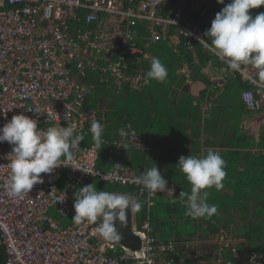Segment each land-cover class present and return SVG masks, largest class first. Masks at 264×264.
Listing matches in <instances>:
<instances>
[{"label":"built area","instance_id":"obj_1","mask_svg":"<svg viewBox=\"0 0 264 264\" xmlns=\"http://www.w3.org/2000/svg\"><path fill=\"white\" fill-rule=\"evenodd\" d=\"M172 0H0V127L13 115H27L38 120L41 131L52 126H76L83 136L74 158L62 157L63 164L52 174H41L42 183L20 197L8 196L11 177L12 146L0 143V247L3 264H181L175 255L181 250L190 264H264V254L242 250L236 245L242 239L224 230L207 241L197 235L190 241H162L151 235L152 226L146 217L134 234L140 239L139 250L124 249L120 257L109 252L114 245L101 238L96 223L77 224L74 215L75 190L85 185L109 183L134 188L136 200L149 210L157 196L172 199L168 193L151 194L134 182L136 175L118 162L112 170L97 166L100 159L95 146L84 142L93 121L105 130L104 118L86 107L94 93L90 77L98 83L133 91L140 90L144 80L129 72L128 56L143 55L140 40L157 44L165 39L166 30L174 27L187 47L205 40L204 27L183 21V9L173 6L164 16L161 12ZM203 48L212 51L211 47ZM247 89L241 101L250 112L264 113V80L253 65H242L236 71ZM210 107V106H209ZM29 109H34L30 111ZM126 137L103 143L116 158L127 149L147 151L150 137H144L126 124ZM121 144L128 147L124 149ZM65 179L69 188L61 190L58 182ZM175 186L177 198L179 184ZM56 210L67 224L50 217ZM217 245L215 257L201 258L197 249ZM225 252L229 257H225ZM201 258V259H200Z\"/></svg>","mask_w":264,"mask_h":264},{"label":"crops","instance_id":"obj_2","mask_svg":"<svg viewBox=\"0 0 264 264\" xmlns=\"http://www.w3.org/2000/svg\"><path fill=\"white\" fill-rule=\"evenodd\" d=\"M226 4L227 3H214L208 0H172V3L166 6L161 13H168L173 6H178L183 9V21H189L200 25L204 27L206 32L210 27L215 14ZM249 12L253 17L257 14L256 11L249 10ZM166 33L169 34L165 36L164 40L157 44H146L144 40H140L138 46L143 50L144 54L130 55L128 56L129 59L127 61L129 72L133 75L138 74L144 80L145 74L150 68L152 58L158 57L168 70V77L165 82L157 83L156 81H152L150 84L144 85L140 90L133 91L124 85L120 86V88L106 86L104 84L100 85L97 81V76H92L90 77V82L94 85V93L87 99L85 105L96 111L98 116L104 118L105 130L103 133V140L106 142H112L117 139L120 134L119 130L125 129L126 124H130L137 133L142 134L144 137L151 138V142L148 144L149 149L147 151L127 149L124 156L120 158H116L111 154L107 144L105 145L102 143V150L104 149L103 147L106 146L107 154L103 155V157L100 156V159L97 162L99 168L105 171H110L112 170L113 165L118 162L122 166L130 169V163H139V160H136L135 158L137 154L144 153L145 159L143 160L142 166H144L145 161L152 163V165L154 163L169 184H179V192L184 191L187 193V189H189L187 185L190 184L185 179L177 165L179 157L188 154L204 156L207 154L208 149L215 150L221 156H224L229 152L231 149L228 146L230 144L229 141H234V132L236 130V115L232 112L237 107L234 98L238 95L237 98L241 102L240 95L247 89V87L242 81H240L243 84L242 89L239 87H227L228 79L225 77L227 71L224 65L228 66V64L226 60L219 57L217 53H213L212 51L203 48L199 42H194L187 47L185 39L178 35L177 30L174 27L167 29ZM205 41L211 45V39L209 38L208 41L207 36H205ZM195 43H199L201 48L195 47ZM146 48H148L147 53L145 52ZM115 91L118 93H124L121 95L136 93L138 103H140L142 108L145 107V110L137 106V110L135 109L132 116H128L127 113H122L119 116L115 115L114 110L116 103L112 96V92L118 94ZM239 91L240 94H238ZM133 101L135 102L136 99H133ZM238 126L242 133V141L237 150L240 152H250L253 156L258 153H261L264 156V148L258 149L256 147L260 139V134L264 131V113L260 114L258 112L247 111L246 114L241 115ZM155 138H158L159 143L156 142L154 144ZM246 138H252L253 140L250 141L247 139L245 141ZM89 141L90 144H88ZM247 142H251V147L246 146ZM153 144L155 146L156 144H158V146L163 145V148L167 150L169 156L166 153H163L161 156L160 154L158 155L154 150L155 146L153 147ZM84 145L95 146L91 132L86 137ZM97 150L99 152L98 148ZM174 154H176V156ZM99 155L101 154L99 153ZM243 164L244 163L240 164V170L243 168ZM59 185L65 187L60 188ZM58 187L61 190L68 189L69 183L63 178L58 182ZM124 188L135 190L130 187ZM78 189H76L75 192ZM235 189L236 188L225 189L221 196L226 197L229 195V197H233L235 196ZM179 192L176 200L180 199ZM128 195L136 200L137 192L135 190V192L133 191V194ZM253 196L256 197V200H254L255 203H252L247 210L244 209V206L247 205L243 204L240 200L237 204L238 208L235 207V209L226 212L225 215L220 213L218 218L220 216L221 218L218 220L219 222L222 221L221 225L217 224L219 223L218 220L213 221L207 217L197 218L199 220L201 219L203 222L196 224L197 228L203 224L214 225L216 227L211 226V232L209 233H207L206 230H197L196 234L189 238H181L176 234H171L170 237L165 238L162 235V225L157 226L159 217L155 220L152 216V209L155 207V201L154 206L148 213L146 212L145 207L141 204V212L143 222L146 217L149 216V221L152 226L151 235L157 236V231L158 234L162 236L161 238L159 237L162 241H190L197 235L202 239L209 241L215 236V234L224 230L228 235L238 237L245 242L244 244L239 243L236 245L238 249L242 250L243 247L246 246L250 250L264 254V218L259 225H256L258 224V219L255 210V205L256 202L259 201V198L264 200V198L261 197H264V189L261 196L256 191ZM159 197L164 199L166 204L167 201L171 200L164 196ZM142 208L145 209V212ZM138 213L139 211L136 212L130 210L132 231L141 227L138 228L136 223ZM249 213V217L246 218ZM233 215H236L239 218L238 222L235 224L229 219V217ZM260 215L264 216V214ZM173 218V222L178 221L175 217ZM60 219L65 221L64 224L72 221L71 219ZM193 219L194 218L191 217L189 221ZM56 220L60 221L59 219ZM66 220H68V222H66ZM168 220L170 222L172 221L171 218H168ZM184 221V219L181 220V222ZM241 226L246 227L244 233L248 237L239 234V227ZM235 227L237 229H235ZM101 238L106 241L102 236ZM251 244L254 248L251 247ZM124 249L131 250L121 245H114V249L109 252V255L120 257L124 254ZM217 251V245L205 244L197 249V254L201 258L215 257ZM225 257H229L227 252H225ZM175 261L181 264H190L188 261L184 260V256L180 249L175 255Z\"/></svg>","mask_w":264,"mask_h":264},{"label":"clouds","instance_id":"obj_3","mask_svg":"<svg viewBox=\"0 0 264 264\" xmlns=\"http://www.w3.org/2000/svg\"><path fill=\"white\" fill-rule=\"evenodd\" d=\"M224 4V0H217ZM264 6V0H229L215 14L205 36L211 39L209 45L204 39L205 47H211L217 55L226 60L231 70L238 71L242 65H253L258 76L264 80V12L254 17L250 9ZM168 77V70L158 57H153L150 68L145 74V85L152 81L163 83ZM38 113L34 109H29ZM6 112H0L4 114ZM39 114V113H38ZM120 135L128 134L120 129ZM90 132L96 148L103 143V125L93 121ZM83 136L76 134V126H52L41 131L38 120L27 115L16 114L0 127V143L12 146V174L8 181V196L17 198L28 194L34 185L43 182L41 174H52L63 164L62 157L74 158V151L79 148ZM126 149V144H121ZM179 166L185 179L190 184V192L180 191L179 196L186 207V214L193 218H211L217 213V206L208 202L209 190L223 189L222 181L227 173L226 161L213 149H208L204 156L181 155ZM134 182L142 185L149 193H168L172 203H177L175 186H170L162 172L153 166L143 170ZM142 205L130 195L97 190L93 184L85 185L74 193V215L77 223H96L103 218L97 231L106 239H119L116 224L123 221L125 211H140ZM255 256L251 264H255Z\"/></svg>","mask_w":264,"mask_h":264},{"label":"trees","instance_id":"obj_4","mask_svg":"<svg viewBox=\"0 0 264 264\" xmlns=\"http://www.w3.org/2000/svg\"><path fill=\"white\" fill-rule=\"evenodd\" d=\"M212 1L214 3H217V0H208ZM224 3H229V0H224ZM252 11H256L257 14L260 12H264V6H261L257 9H250ZM167 12L164 13V16H166ZM207 40L209 41V38L207 37ZM199 43H195V47H200ZM226 68V79H228V88H233V87H239L243 88V84L240 82L241 78L238 75V73L234 70H231L228 66L224 65ZM241 91V90H240ZM240 91L238 94H240ZM241 96V95H240ZM234 98L237 103V107L234 109L235 110V115H236V130L234 132L235 138L234 141H229V152H227L222 158L226 161L225 165V171L227 173L225 179L222 181L224 184L223 189L217 191L215 188H212L209 190L210 194L208 197V202L210 204H215L217 206V213L213 215L211 220L217 221L218 219L220 220L221 216L218 218L220 213H223L225 215L226 212L231 211L233 209L238 208V203L240 200L242 201L243 204H246L247 206H244V209H248L252 203H255L254 200H256V197H254V192H258L261 196L263 193L264 189V156L261 153H258L257 155L253 156L250 154V152H240L238 151V147L240 146V142L242 141V133L240 130V127L238 126L239 120L241 118L242 114L247 113V109L242 103L240 102L239 99ZM233 112V111H232ZM222 117V116H221ZM220 117V118H221ZM264 130V129H263ZM253 140L252 138H246V140ZM244 140V137H243ZM159 143L158 138H155L154 144ZM253 142V141H252ZM153 144V147L155 146ZM161 145V144H160ZM103 146V145H102ZM246 146L251 147V142H247ZM258 149H263L264 148V131L262 134H260V139L259 142L256 146ZM104 149L102 150L103 155L107 154V147L104 146ZM155 152L160 156L163 153H166L169 156V153L165 148L162 146H158L156 144L155 146ZM103 155H100L103 157ZM176 156V154H174ZM136 160H139L138 164H134L133 162L129 164L130 169H134L133 171L135 174L140 175L143 170H146L150 167H152V163H149L147 161L144 162V166H142L143 160L145 159L144 153H138L137 156L135 157ZM243 164V168L240 170V164ZM190 189V185H188ZM231 188H236L234 190V195L235 196H226L223 197L221 194L225 189H231ZM131 191H134L133 189H129ZM212 194V195H211ZM211 195V196H210ZM264 198L263 196H261ZM255 210H256V216L258 219V224L263 221L264 216L260 214H264V200L259 198V201L256 202L255 205ZM222 211V212H221ZM166 217L171 218L175 217L177 220H185L189 221L191 219V216L186 215V210H185V205H183L179 200H177V203H172L171 200L167 201L166 204ZM214 218V219H213ZM218 220V222H219ZM170 223V221L168 220ZM157 226H161L160 222L157 223ZM203 228L205 227L207 233L211 232L210 227L211 225H202ZM199 226L198 228H200ZM120 251V250H119ZM4 250L2 247H0V264L4 263Z\"/></svg>","mask_w":264,"mask_h":264},{"label":"rangeland","instance_id":"obj_5","mask_svg":"<svg viewBox=\"0 0 264 264\" xmlns=\"http://www.w3.org/2000/svg\"><path fill=\"white\" fill-rule=\"evenodd\" d=\"M147 49L148 48H146V50H145L146 53H147ZM115 92L118 93L117 91H115ZM112 94H113L112 96L114 98V101L116 103L115 110H114L115 115L119 116L122 113H127L128 116H132V114H134V111L137 108V106L142 108L140 103H138L137 94L136 93L135 94L130 93V95H121V94H124V93L115 94L114 92H112ZM133 99H136V101L134 102ZM142 109L145 110V107H143ZM233 113L235 114V110H233ZM88 144H90V141H89ZM98 149H99V153L101 155H103L102 147L98 148ZM94 186L96 187V189L98 191L99 190H104V191H109V192H113V193H117V194H127V195L128 194H133V191H131V190L127 189V188L119 187L117 185H109V183H95ZM59 187L63 188L65 186L59 185ZM185 188L187 189L186 186H185ZM187 192H190L189 189H187ZM227 196H229V195H227ZM182 199L186 200V197L185 198H181L180 197L179 201L181 202ZM154 201H155V207L152 209V216L155 218V220L159 217V221L158 222H160V224L162 225L161 233H162V235L165 238L166 237L167 238L170 237L171 234H176V235H178L181 238H189L190 236L195 235L197 230H199V231L206 230L205 227L203 228L202 225H201L200 228H197L196 224L203 223L201 221V219L199 220L197 218H194L193 220L188 221V222H186V221L181 222L179 220L173 222L174 218L171 217L172 221L169 223L168 222V218L166 217V212H165V210H166L165 200L160 198L159 196H157L154 199ZM143 210L145 212V209H143ZM48 215L50 217L59 219L63 224L65 223L64 220H61L59 218L58 214L56 213V211L53 208L50 209ZM249 215H250V213L247 214L246 218L249 217ZM137 216H138V219H137L136 223H137V227L139 228L141 226L142 222H143V216H142L141 209H140V211H139ZM229 219L234 224L237 223L238 220H239V218L236 215L230 216ZM66 222H68V220H66ZM217 224L221 225L222 221L217 223ZM211 226L216 227L214 225H211ZM235 229H237V228L235 227ZM245 230H246V227H244V226L239 227V234L241 236L248 237L244 233ZM156 233H157L158 237H160V238L162 237L160 234H158L157 231H156ZM251 247H253L252 244H251Z\"/></svg>","mask_w":264,"mask_h":264},{"label":"water","instance_id":"obj_6","mask_svg":"<svg viewBox=\"0 0 264 264\" xmlns=\"http://www.w3.org/2000/svg\"><path fill=\"white\" fill-rule=\"evenodd\" d=\"M115 226L119 233V239L108 240L104 238L102 235L101 236L112 245H121L131 250L140 249V239L131 230L130 210L125 211L123 221L117 223Z\"/></svg>","mask_w":264,"mask_h":264}]
</instances>
